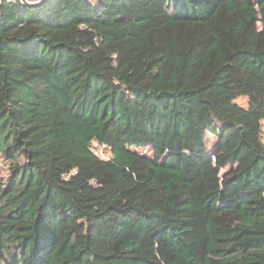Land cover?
Masks as SVG:
<instances>
[{"label": "trees", "instance_id": "1", "mask_svg": "<svg viewBox=\"0 0 264 264\" xmlns=\"http://www.w3.org/2000/svg\"><path fill=\"white\" fill-rule=\"evenodd\" d=\"M0 5V264H264V0Z\"/></svg>", "mask_w": 264, "mask_h": 264}, {"label": "rangeland", "instance_id": "2", "mask_svg": "<svg viewBox=\"0 0 264 264\" xmlns=\"http://www.w3.org/2000/svg\"><path fill=\"white\" fill-rule=\"evenodd\" d=\"M241 106L245 107L247 106V98H244V97H241L238 99L237 101ZM262 131H263V142H264V120L262 122ZM215 140L212 136H209L208 135V138H207V145H208V148H211L214 144ZM95 151L96 152H99L101 154V156L105 157V155L103 154L102 152V148L98 145V144H95ZM107 156V155H106Z\"/></svg>", "mask_w": 264, "mask_h": 264}, {"label": "water", "instance_id": "3", "mask_svg": "<svg viewBox=\"0 0 264 264\" xmlns=\"http://www.w3.org/2000/svg\"><path fill=\"white\" fill-rule=\"evenodd\" d=\"M23 4H29V5H33V6H35V5H40L42 2H44V0H42V1H39V2H35V3H31V2H28V1H26V0H20Z\"/></svg>", "mask_w": 264, "mask_h": 264}, {"label": "built area", "instance_id": "4", "mask_svg": "<svg viewBox=\"0 0 264 264\" xmlns=\"http://www.w3.org/2000/svg\"><path fill=\"white\" fill-rule=\"evenodd\" d=\"M3 0H0V4ZM8 2H11V1H16V0H7ZM1 6V5H0Z\"/></svg>", "mask_w": 264, "mask_h": 264}]
</instances>
